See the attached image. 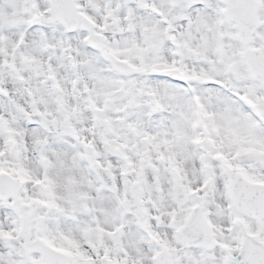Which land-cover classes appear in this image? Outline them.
Listing matches in <instances>:
<instances>
[{"label": "snow or ice", "instance_id": "obj_1", "mask_svg": "<svg viewBox=\"0 0 264 264\" xmlns=\"http://www.w3.org/2000/svg\"><path fill=\"white\" fill-rule=\"evenodd\" d=\"M0 264H264V0H0Z\"/></svg>", "mask_w": 264, "mask_h": 264}]
</instances>
